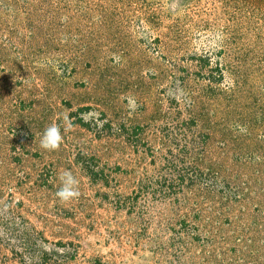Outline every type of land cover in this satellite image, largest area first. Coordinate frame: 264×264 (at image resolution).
Masks as SVG:
<instances>
[{"label": "rangeland", "instance_id": "374dc122", "mask_svg": "<svg viewBox=\"0 0 264 264\" xmlns=\"http://www.w3.org/2000/svg\"><path fill=\"white\" fill-rule=\"evenodd\" d=\"M0 264H264V0H0Z\"/></svg>", "mask_w": 264, "mask_h": 264}, {"label": "clouds", "instance_id": "9594fccd", "mask_svg": "<svg viewBox=\"0 0 264 264\" xmlns=\"http://www.w3.org/2000/svg\"><path fill=\"white\" fill-rule=\"evenodd\" d=\"M130 107L135 108V101H129ZM69 121V126H70ZM63 141L61 126L58 124H51L42 133L40 138V147L54 151L58 149ZM61 187L57 191V197L62 201H70L79 197L80 193L77 189V180L70 171H65L60 175Z\"/></svg>", "mask_w": 264, "mask_h": 264}]
</instances>
